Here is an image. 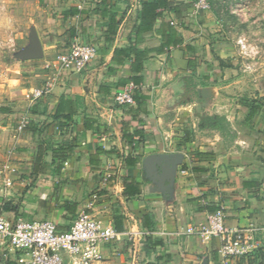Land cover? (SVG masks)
Returning <instances> with one entry per match:
<instances>
[{
  "label": "crops",
  "instance_id": "1",
  "mask_svg": "<svg viewBox=\"0 0 264 264\" xmlns=\"http://www.w3.org/2000/svg\"><path fill=\"white\" fill-rule=\"evenodd\" d=\"M194 2L0 0V147L8 152L0 168L15 170L11 187L0 179V215L65 231L88 214L121 235L103 248L102 264H264V128L227 117L232 146L218 127L204 131L198 116L218 93L213 57L236 47L214 11L196 14ZM146 4L157 7L149 23ZM74 42L96 45L97 57L53 82L59 50ZM128 47L149 54L146 108L115 101L132 60L112 59ZM47 82L51 93L33 101ZM132 180L136 197L126 195ZM212 209L228 227L255 231L256 254L226 261L216 240L186 234ZM28 259L0 244V264Z\"/></svg>",
  "mask_w": 264,
  "mask_h": 264
},
{
  "label": "built area",
  "instance_id": "2",
  "mask_svg": "<svg viewBox=\"0 0 264 264\" xmlns=\"http://www.w3.org/2000/svg\"><path fill=\"white\" fill-rule=\"evenodd\" d=\"M214 0H195L196 14L211 9ZM242 43V42H240ZM98 55L94 44L74 42L58 54V67L54 70L53 82L65 72L82 73L91 65ZM50 69L51 65L47 64ZM53 88V83L47 82L32 94V100L37 101L47 97ZM144 90V85L128 83L115 95L116 104L127 108L136 105L137 93ZM27 123L19 126V131L25 130ZM15 172L10 166L0 168V179L6 187L13 185ZM223 210L210 213L206 221L190 226L186 230L189 236H197L203 240H216L218 254L223 260H239L256 254L259 249L255 239V231L244 228H230L226 223ZM121 235L115 228L104 226L88 214H80L68 230L62 231L51 220L36 221L23 216L9 218L0 215V244L8 246L28 256L24 264H102V250L106 246L121 240Z\"/></svg>",
  "mask_w": 264,
  "mask_h": 264
},
{
  "label": "rangeland",
  "instance_id": "3",
  "mask_svg": "<svg viewBox=\"0 0 264 264\" xmlns=\"http://www.w3.org/2000/svg\"><path fill=\"white\" fill-rule=\"evenodd\" d=\"M211 10L224 27L227 41L236 47V53L223 61L214 55L219 64L212 69L218 93L208 106L202 107L209 110L199 114L198 120L201 119L208 133L222 126L227 144L233 145L234 134L227 117L243 123L254 121L264 128V0H214ZM254 105L261 109L251 120L248 116ZM196 120L195 116L198 123ZM5 147H0V163L8 153Z\"/></svg>",
  "mask_w": 264,
  "mask_h": 264
},
{
  "label": "trees",
  "instance_id": "4",
  "mask_svg": "<svg viewBox=\"0 0 264 264\" xmlns=\"http://www.w3.org/2000/svg\"><path fill=\"white\" fill-rule=\"evenodd\" d=\"M156 5H151V4H146L145 5V12L147 10V14L145 15V21L146 23L151 22V13L152 10H156ZM154 19V18H153ZM114 18H111V24L114 23ZM112 30V27H111ZM116 33L113 31H110L109 33V38H107V42L108 43H113L114 39H115ZM149 54H147L145 51H141V50H137L135 48L132 47H128L125 49H116L114 52V56H113V63L117 66H123L125 65V62L127 60H132V65H131V71H132V76L128 79V80H122L121 83L119 84V87L124 86L127 83L130 82H134L137 85H141L144 78V64L143 62L148 59ZM111 72L116 71L115 68H110ZM136 105L134 107L136 108H146L147 105V101H148V97L144 94H142V92L137 93L136 95ZM134 107H130V108H134ZM129 108V107H127ZM261 109L260 106H252L249 116V119H252L257 113L258 111ZM218 129L220 130H224V128L221 126L219 127V125L217 126ZM132 143V142H131ZM141 194V186L139 184H137L134 180L131 181L130 184L126 185V195L129 197H136L138 195ZM217 211L216 209H212L211 212H215ZM145 219H149L151 220L152 217L150 215L145 216ZM252 257L249 256L248 258L250 259Z\"/></svg>",
  "mask_w": 264,
  "mask_h": 264
}]
</instances>
